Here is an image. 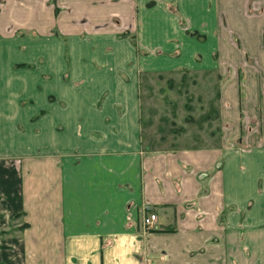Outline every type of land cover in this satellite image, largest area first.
<instances>
[{
  "label": "crops",
  "instance_id": "0c3cea01",
  "mask_svg": "<svg viewBox=\"0 0 264 264\" xmlns=\"http://www.w3.org/2000/svg\"><path fill=\"white\" fill-rule=\"evenodd\" d=\"M11 27L63 105L19 107ZM180 70L217 92L204 147L147 150L139 82ZM0 264H264V0H0Z\"/></svg>",
  "mask_w": 264,
  "mask_h": 264
},
{
  "label": "rangeland",
  "instance_id": "374dc122",
  "mask_svg": "<svg viewBox=\"0 0 264 264\" xmlns=\"http://www.w3.org/2000/svg\"><path fill=\"white\" fill-rule=\"evenodd\" d=\"M43 37L42 34L16 31L13 27L3 33L4 77L8 74L17 75L21 80L29 75L35 79V96L27 97L22 93L18 96L17 104L22 109L27 106L42 107L45 102L63 105L56 97L47 95L43 98V95H37L43 90L42 81L49 77L44 73ZM50 37L66 44L67 36L56 30H52ZM131 40L134 44L133 38ZM70 52L66 47L63 53L66 66L63 79L67 82L74 67ZM212 84L213 80L208 74L188 73L186 70L161 71L159 74L143 76L139 82V99L144 147L153 152L204 147L202 138L209 134L208 119L217 93L212 90ZM43 114V110L37 112L30 123L37 124ZM18 128L20 133L25 130L21 124ZM35 133H39L38 128H35Z\"/></svg>",
  "mask_w": 264,
  "mask_h": 264
},
{
  "label": "built area",
  "instance_id": "2783aa9c",
  "mask_svg": "<svg viewBox=\"0 0 264 264\" xmlns=\"http://www.w3.org/2000/svg\"><path fill=\"white\" fill-rule=\"evenodd\" d=\"M156 216L154 214H147L143 219V225L148 230L155 229Z\"/></svg>",
  "mask_w": 264,
  "mask_h": 264
}]
</instances>
